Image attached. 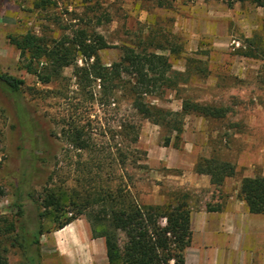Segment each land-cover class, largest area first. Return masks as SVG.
<instances>
[{"label": "rangeland", "instance_id": "1", "mask_svg": "<svg viewBox=\"0 0 264 264\" xmlns=\"http://www.w3.org/2000/svg\"><path fill=\"white\" fill-rule=\"evenodd\" d=\"M154 2L0 0V69L24 82L19 97L0 86V257L8 264H107L93 259L99 248L84 216L54 230L71 216L70 200L119 186L123 175L142 203L161 205L186 193L191 213L221 210L230 196L243 202L242 179L264 180V8L175 0L160 9ZM76 30L104 38L109 49L99 57L108 66L121 60L123 48L166 58L177 88L148 98L157 108L180 113L189 101L219 108L222 117L185 115L182 133H167L136 116L121 93L113 105L90 100L72 66L50 85L39 84L9 41L30 33L52 43ZM77 66L83 67L81 59ZM123 124L139 126L137 144L123 140ZM73 128L84 129L86 151L69 145ZM203 159L232 166L233 176L217 184L207 176L209 189H189L188 167ZM49 193L62 197L65 207L38 220L40 200ZM53 238H63L59 247Z\"/></svg>", "mask_w": 264, "mask_h": 264}, {"label": "trees", "instance_id": "2", "mask_svg": "<svg viewBox=\"0 0 264 264\" xmlns=\"http://www.w3.org/2000/svg\"><path fill=\"white\" fill-rule=\"evenodd\" d=\"M174 1L155 0L154 3L157 8L170 9ZM223 1L228 7L247 3L264 8V0ZM9 41L19 52L22 69L34 76L39 84L50 85L58 80L63 69L72 66L77 87L81 92L85 91L90 100L93 99L98 105H113L117 101L116 95L121 93L123 101L136 116L151 120L167 133H182L181 119L185 115L196 114L213 119L222 117L219 108L189 101L182 102L180 113L159 109L148 101V98L160 99L167 91L177 88V82L169 76L171 66L163 56L123 48L121 60L108 66L99 57L101 51L109 49L107 42L102 36H89L83 30L73 31L71 37H63L52 43L30 33L10 37ZM245 56L250 57L251 54ZM78 59L82 60V68L77 66ZM0 86L14 97H19L24 82L2 73L0 69ZM83 131L73 128L68 138L69 145L77 151H86L90 147ZM138 138L137 124H123V140L135 145ZM124 160L123 154V164ZM194 172L209 176L213 184H217L223 178L232 177L234 169L214 159H203L195 164ZM132 188L131 178L123 175L119 186L85 191L79 201L70 200L68 213L71 216L59 223L54 231H60L84 216L90 226L92 239L104 240L108 264H185V251L191 243L188 195L176 193L164 204L148 205L138 199ZM4 196L5 191L0 186V198ZM239 196L250 214L264 215L263 179H242ZM62 201V197L55 193L47 194L40 200L39 207L44 212L38 215V220L65 207ZM38 235H41L40 231L34 235L32 245L35 248L39 244ZM0 264L8 263L0 257Z\"/></svg>", "mask_w": 264, "mask_h": 264}, {"label": "crops", "instance_id": "3", "mask_svg": "<svg viewBox=\"0 0 264 264\" xmlns=\"http://www.w3.org/2000/svg\"><path fill=\"white\" fill-rule=\"evenodd\" d=\"M193 167V163L188 167L189 189H209L207 176H197ZM222 206L220 211L208 212L203 207L191 213L185 264H264V216L250 214L246 204L232 196ZM62 239L53 238L56 247ZM69 239L72 243L76 238ZM90 239L99 248V257L93 256L95 263H107L104 240Z\"/></svg>", "mask_w": 264, "mask_h": 264}]
</instances>
